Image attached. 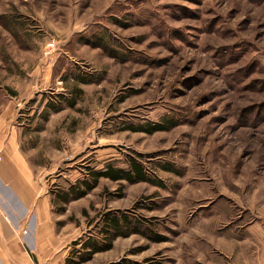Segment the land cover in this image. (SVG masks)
I'll use <instances>...</instances> for the list:
<instances>
[{
    "label": "rangeland",
    "instance_id": "1",
    "mask_svg": "<svg viewBox=\"0 0 264 264\" xmlns=\"http://www.w3.org/2000/svg\"><path fill=\"white\" fill-rule=\"evenodd\" d=\"M9 140L50 200L43 264H264V0H0ZM132 158L152 181L60 199ZM109 211L128 235L81 261Z\"/></svg>",
    "mask_w": 264,
    "mask_h": 264
},
{
    "label": "crops",
    "instance_id": "2",
    "mask_svg": "<svg viewBox=\"0 0 264 264\" xmlns=\"http://www.w3.org/2000/svg\"><path fill=\"white\" fill-rule=\"evenodd\" d=\"M49 207L48 195L37 191L16 142L0 141V264H43V232L54 242Z\"/></svg>",
    "mask_w": 264,
    "mask_h": 264
},
{
    "label": "trees",
    "instance_id": "3",
    "mask_svg": "<svg viewBox=\"0 0 264 264\" xmlns=\"http://www.w3.org/2000/svg\"><path fill=\"white\" fill-rule=\"evenodd\" d=\"M61 108H54L55 111L60 110ZM172 127V124L166 123H154L138 126L135 131H143L146 133H154L156 131L166 130ZM101 178H109L113 181H122L125 180L130 183L141 182V181H152L144 166L143 163L139 160L132 158L129 161V168H119L115 167L111 163H108L103 170L91 172L89 178L78 181L75 185L71 186L68 191L62 192L60 194V199L67 203L71 199H78L85 196L89 191L97 186ZM54 201V200H52ZM55 202V201H54ZM103 226L102 234L105 238L109 239L108 243L99 244L97 242H92L90 239L87 242V246L90 247V252L88 255L82 257L81 261H87L92 258V256L100 251L108 250L112 247L113 241L120 236H127L129 231L126 230V224L129 222V217L126 214L120 215L119 212L109 211L103 215ZM125 225V227H124ZM132 233H134L132 231ZM68 264V260H66ZM108 264H141L135 261H132L128 258H122L119 261L110 262Z\"/></svg>",
    "mask_w": 264,
    "mask_h": 264
},
{
    "label": "built area",
    "instance_id": "4",
    "mask_svg": "<svg viewBox=\"0 0 264 264\" xmlns=\"http://www.w3.org/2000/svg\"><path fill=\"white\" fill-rule=\"evenodd\" d=\"M55 48H56V43L55 41H49L46 43V46H45V53L46 54H51L52 52L55 51Z\"/></svg>",
    "mask_w": 264,
    "mask_h": 264
}]
</instances>
